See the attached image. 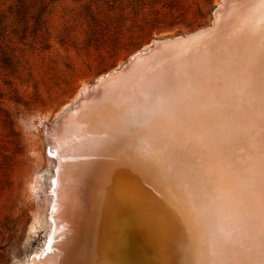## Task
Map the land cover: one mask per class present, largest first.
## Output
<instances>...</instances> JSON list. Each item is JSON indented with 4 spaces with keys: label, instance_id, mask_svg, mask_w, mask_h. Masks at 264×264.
Masks as SVG:
<instances>
[{
    "label": "rangeland",
    "instance_id": "rangeland-1",
    "mask_svg": "<svg viewBox=\"0 0 264 264\" xmlns=\"http://www.w3.org/2000/svg\"><path fill=\"white\" fill-rule=\"evenodd\" d=\"M221 2L222 0H24L19 3L13 0H0V264H30L31 259L38 255L44 248L43 245L48 242L50 229L48 224L54 209V207L52 208L51 206L53 205L50 201L51 199H49V197L51 198L49 193H51L50 183L52 181H50V179L53 178L54 173V178L57 176V166L53 173V161L48 155V144L46 141V130L48 126H53L55 124L61 111L78 99L79 93L83 88L90 87L101 76L118 69L133 56V54L150 46L154 40L182 36L209 26L213 19V10L218 4L222 5L223 3ZM243 5H241L242 9ZM238 9L240 8L238 7L232 13H235ZM242 9L238 10L237 13L242 11ZM250 9L240 12L238 14L239 16L236 15L234 19L226 21L224 23L225 25L222 24L224 27L221 26L219 29V26L218 29L209 36L210 38L212 37L211 40L207 37L209 39H205L207 44L203 48L206 50H202L203 52L201 51L202 53H200L198 58L200 60L204 59V64L209 68L212 66V71L222 66V60H228L227 62L234 64V66L231 65V67L233 66V68L237 69L235 72L237 75L234 76L232 81H237L236 83L235 81L232 82L234 84L231 85H233L234 95L237 97L241 95V91L239 87H237L238 85L236 86L237 82H240V72L242 73L245 70H247L245 71L246 73L254 72V70L258 72L260 68L262 70L264 67V0H261L256 6ZM256 11L257 13H255ZM259 13L261 14L259 15ZM251 27L256 29V33L254 32L255 29L252 31ZM243 30L248 31L249 35L245 34L247 32ZM226 31L230 32L226 34ZM219 33L220 36H218ZM250 35L252 36L250 37ZM213 38L215 40H212ZM215 43L216 45H214ZM216 47H218V49ZM245 49L251 51L249 55L247 51L245 52ZM256 50L258 57L255 53ZM260 51L263 54H261ZM210 53L211 55H208ZM232 54H235V57ZM238 54H240V56L246 54L247 57L246 55H242L244 56L243 58ZM228 55L232 56V58L230 57L229 59ZM262 56L263 58H261ZM188 60L189 59H187L186 63L182 58H176L170 62L172 65L160 69L166 71L165 73L169 75V79H163L164 76H168L166 74H161V71H159L160 75L157 74V72L154 73V76L148 75L150 73L153 74V71L145 72L144 75L142 73L143 77L141 76L140 78L138 76L141 82L137 79V82L141 85L135 82L138 85L135 83L132 84L136 89L132 88V86L131 90H137V88L145 86L147 81L144 82V80H148V76L150 77L148 82L155 79L157 82L163 80L164 83L166 82L168 84L169 82L173 84V81L179 80L178 74L181 75H179L180 79H183L182 77L187 78L192 72V65H194L192 59H190L192 63L189 61L191 64ZM246 61L251 65V71ZM252 62H255L256 66L252 67L255 65L252 64ZM189 64L191 66H188ZM262 64L263 66H261ZM173 65L174 68L170 70ZM175 65H177L178 68H176L177 66ZM242 65H244V67ZM252 68H254L253 71ZM167 70L168 72L170 70V72L168 73ZM174 70L177 71V75ZM189 71L191 72L189 73ZM262 72L264 71L262 70ZM243 73L240 75H244ZM155 74H157V77L162 76V78H155ZM145 76L146 78L144 79ZM142 79L145 84L142 83ZM166 83L162 85L165 86ZM128 84L127 82L126 85L129 88L131 85L129 86ZM139 85L141 87H139ZM218 85L215 87H218ZM127 86L121 89L127 90ZM170 86L172 87V85L169 84V87ZM120 87H118L119 89L116 88L121 90ZM159 87L160 85L157 88ZM230 88H232V86ZM159 90H162L161 87ZM205 91L204 88V92ZM118 93H121V96ZM124 94V91L116 92V94L114 92L110 97L112 99L114 95L116 98L113 97L114 100H118L121 97L122 102L120 99L118 101L120 105L116 103L117 101H109V99L107 100V97H105L107 102H105L106 100L103 102L101 101L103 106L99 105L100 102L98 106L97 104H94L95 106L93 105L95 108L86 107L80 111V115L77 114V116H72V118L75 117L74 122L77 120L75 123L87 124L88 122L86 120L88 116L93 117L94 115L101 114L105 107L106 111H104V113H107V108H109L108 112H111V114L114 110H118V113L122 112L120 113L121 116H119L118 113L117 116L116 111L114 112V117L111 121L113 123H111V125L113 126H110V129L108 128L110 131L107 130L103 135L98 136L99 138L97 137L96 140L93 141V145H86L82 142L81 145L80 142H76L75 144L70 143V146H67V148H74L75 145H78L79 148L76 147L78 149L73 151L81 152L83 156L87 155L86 157L82 156L83 162H88L86 165L82 162V165L78 164L73 167L75 170L78 168L77 175L80 177L78 178V182L82 183V187L88 184L89 181L93 182L97 180L98 182V184H96L98 185L96 189L100 188V194L97 200L99 207L102 208V210L99 209L100 212L98 215L102 221L99 218L95 220V228L99 229L97 231L98 239H102L105 226L110 223L108 222V217L111 214L110 209H112L114 205L111 201H115L116 203H114L117 205L123 200L121 197L120 200L118 199L119 197H110L111 193H109L108 190L115 177L117 166L121 164L122 161V163L125 162L123 165L126 166L127 160L125 161V159L130 158L128 156H133V154L137 153L139 156L145 155L150 152V148L153 147L154 149L156 147L153 140V136H156V133L152 136V134L149 135V132L153 130L159 131L157 127L160 128V124L157 116L160 114L159 112L165 111L162 108L154 109L153 111L148 108L153 113L157 111V114H153L147 109L146 110L149 112L146 113L144 110L138 114L135 110L129 115L130 128L125 127L120 132L118 119H122L125 116L126 110H128L131 105L129 102H134L129 98L130 93H128L129 96L126 94L123 97L122 95ZM143 94L147 97L149 96L148 93ZM116 96L120 97L118 98ZM126 96L128 100H126ZM155 99H157V96ZM157 100L159 101V98ZM113 101L114 103L112 105ZM99 106L103 109H100L101 111L98 110L100 113H96L97 111L95 109ZM82 113L83 115L86 114V117L83 116ZM69 116L66 117V119H68ZM80 117L81 119H79ZM83 118H85V121L82 120ZM179 121L183 122L184 119L180 117ZM117 122L118 124L115 125ZM114 127L116 128L113 129ZM116 129L117 133L114 132ZM176 129L178 128H172V131L174 132ZM48 130L50 129L48 128ZM223 130L225 131V128ZM223 130L215 131L211 129L209 134L203 137L201 133H195L194 137L199 145L203 143L202 140H205V145L213 149L216 153L215 155L221 161L220 163L222 164L223 171L229 174L228 180L230 183L237 179L240 180L237 186L241 188L242 196L250 197L257 189L260 176L255 172L245 173L248 172V170H244L243 167L247 168L248 166L242 164L237 165L235 163L236 161H240L244 156L243 150L234 140H224L225 133L228 132L224 133ZM66 132H69V135L72 136L74 131ZM67 133L65 136L68 135ZM106 134L107 136L111 134V136L107 137ZM146 134L151 139L150 147L139 145V142H137L135 146H132L136 138L145 136ZM104 136L107 137L105 141ZM174 138L181 137L175 135L173 136V139ZM101 143L106 145L102 144V146ZM127 145H129L130 148H128ZM86 147L87 149H85ZM133 147L137 149L132 151ZM204 151L210 152L208 148L204 149ZM92 154L93 157H89ZM132 158H130V160L134 165L135 161ZM92 159L94 161H92ZM101 160L103 163L100 164ZM234 163L237 167L235 170H232ZM93 167H95V169ZM79 168L81 169L79 170ZM83 171H86V173L89 172L92 177L96 178L92 180V177L90 178V175L85 174ZM86 175H89V180L88 178L85 179L87 177ZM263 177L264 175L262 178ZM160 185L161 182L159 181H152L148 184L144 182L141 185L143 187L142 194H146L157 206H163L164 202H157L161 199L166 200L168 203H174L169 198L170 194H167L172 187L161 189L163 194L159 191ZM80 190L81 188L78 189V191ZM85 194L89 196L87 193ZM87 199L88 197H86V201ZM107 201L111 203L108 204ZM103 202L107 205L105 204L102 206ZM173 205L174 206L170 210H165L166 208L160 209V212L164 211V214H162L163 218L165 215H170L174 211L183 222L184 220L190 223L192 221L193 225L198 230L201 218L198 216L197 209L187 202L182 205L176 203ZM103 207L110 209L107 211V209ZM102 214L105 215L103 216ZM80 215L81 214L78 213L75 218H70L69 221H71L72 224L74 222L76 223L72 226L71 222H69V225H71L70 227L67 225V227H69L68 229L71 228V230L69 231L66 227L67 232L64 231V233H66V235L64 234V247L62 246L61 252H59L60 249L57 250L58 256L56 252L53 253L57 258H55L57 264H62V260H66V257L68 259L72 253L71 248H75L74 245H76L75 242H77L78 239L76 240L74 238H78V236L72 232V229H75L74 226L77 227L79 225L78 220L82 217ZM99 221L102 223L100 224ZM75 224H77V226ZM151 226L152 224L149 223V220H142V229H144V232L139 236L138 240H136L137 246H134L136 249L135 252H138L137 254H142L143 251L145 252L147 250V256L149 258H153L154 256V252L149 250L151 246L150 238L146 235ZM103 227L104 229H102ZM76 229L78 230V228ZM262 229H264V227H262ZM77 232L78 231H76V234H78ZM198 234L199 237L202 238V232ZM227 243L231 245L229 241H227ZM225 244L223 243V245ZM97 248L98 246H95L94 250ZM121 251L123 252L119 253L117 256L119 263L116 264L124 263L123 260L128 250L126 251V249L121 248ZM62 253L66 254L63 255ZM161 253H164L162 257L167 261L170 248L167 247V245L164 246ZM93 254L90 256V253L86 261L89 262V259L95 257ZM59 258L61 260H59Z\"/></svg>",
    "mask_w": 264,
    "mask_h": 264
},
{
    "label": "bare ground",
    "instance_id": "bare-ground-1",
    "mask_svg": "<svg viewBox=\"0 0 264 264\" xmlns=\"http://www.w3.org/2000/svg\"><path fill=\"white\" fill-rule=\"evenodd\" d=\"M260 1L261 0H240L239 2L229 4L225 9L222 8L223 4H218V9L214 12L216 26L209 34L190 42H179V40L176 39L172 43L161 44L145 56L136 60L127 69L117 72L114 76H101L96 83H99L101 79H105V76L108 78L100 83L99 86H95L91 91H89L88 88H83L79 93L78 99L61 111L55 124L53 126H48L50 130H48V128L46 130L48 155L53 161V173L57 166V176L54 178V173L53 178L50 179V181H52L50 183L51 193H49L51 198L49 197V199H51L50 201L53 204L51 206L52 208L54 207V209L48 224L50 227V229L48 227V242L47 244L45 243L46 245H43L44 248L42 251L31 259L30 264H57V258L53 253L56 252L57 255V250L59 249V252H61L64 236L66 235L64 231L67 232L66 230L72 224V222L69 221L70 218H75L78 213L82 216L81 219L78 220L79 225L77 226V224H75L77 227L74 226L75 229L78 228V230L76 229L78 234H76L75 229H72V232L78 236V238L74 239L78 240L75 242V248H71L72 253L70 252V257L68 259L66 257V260H62V264H116L119 263L117 256L119 253L123 252L121 248L126 249V251L128 250L127 252L125 251L128 255L126 254L123 260L124 263L122 262L123 264H264V229H262V227H264V177L262 178L264 175V72H262V70L264 71V67L262 70L260 68L259 71L257 69L258 72L254 70V72L246 73L245 71L247 70H245L243 71L244 73L242 72L244 74L242 76L240 72V82H237L236 86L238 85L237 87H239L241 95L237 94L240 95V97H237L234 95L233 85H231L234 84L232 82L235 80H232L234 76L237 75L235 73L237 69L233 68L234 64H230V62H227L228 60L225 61L221 59L222 66L212 71V66L209 68L204 64V59H198L200 53L203 52L202 50H206L203 49L207 44L206 40L210 38L209 36H211L219 26L220 29L222 24L226 21L234 19L240 12L256 6ZM241 5H243L244 10L241 8ZM238 7L242 9V11L237 13V11L240 10L238 9L235 13H232ZM255 13H257V11ZM260 14L261 13H259V15ZM248 23L250 25L249 21ZM253 27H251L252 31L255 29ZM228 32L230 31H226V34H228ZM246 32L245 34L249 35L248 31ZM254 32L256 33V29ZM252 35H250V37ZM218 36H220V33ZM214 38L212 40H215ZM208 45L210 47L209 43ZM214 45H216V43ZM148 48L149 46L142 49V51ZM216 48L218 49V47ZM248 50L245 49V52L247 51L249 55L251 51ZM255 53L258 57L257 50ZM208 55H211V53ZM238 55L240 56V54ZM242 55L245 56L246 54ZM242 55L240 57L244 58ZM233 56L235 57V54ZM230 57L232 58V56H229V59ZM176 58H182L185 62L187 59H189L188 62L190 59L193 60L194 65H192V72L189 71V73L191 72L189 74L190 76L180 79L181 75L178 74L179 80L173 81V84L165 79L172 87H169V84L166 82L165 86L162 85L165 84L163 80L157 82L153 77L154 80L149 81L150 83L148 82L149 76H154V73L157 72V74L160 75L159 71L162 72L161 74L167 75V73H165L166 71L160 69L172 65L170 62ZM261 58H263V56ZM190 64L188 66H191ZM252 64H255V62H252ZM231 65L233 66L231 67ZM244 65L242 66L244 67ZM249 66L250 68H248L251 71V65L249 64ZM254 66H256V64L252 67ZM261 66H263V64ZM173 68L174 65L170 70ZM176 68H178V66ZM253 69L254 68H252V71ZM148 71H153V74L150 73L148 74L149 76L146 75L148 76V80L145 79L146 76L144 77V82L147 81L148 84L146 83L145 86L141 87L137 79L139 77L141 78V76L143 77L145 72ZM174 72L176 73L177 71L174 70ZM157 74H155V78L161 79L162 76L157 77ZM167 76L168 77L164 76L163 79H169V75ZM138 81L141 82V79H138ZM127 82L129 86L131 85L129 88L126 85ZM135 82L140 84L139 87L142 88V91L141 88L135 90L136 87L132 85ZM144 82L142 79V83ZM159 85L162 90H159L160 87L157 88ZM216 85H218V87H215ZM126 86L128 92L126 89V91L121 89ZM231 86L232 88H230ZM116 87H120L121 90H118L119 88L117 89ZM131 87L135 89L131 90ZM204 88L206 90L205 92ZM119 91L125 92V94L122 95L123 97L130 93V96H128L134 101L132 103L129 102L131 105L128 103L130 108L127 107L128 110L125 109L127 111L125 112V116L122 115L124 116L122 119L118 117L120 119H118L119 124L117 122L115 125L118 124V126H120V132L125 127L130 128L129 115L135 110L138 114L144 110L147 113L149 112L147 110L150 109L153 111L154 109L162 108L165 111L159 112L160 114L157 116L160 124V128L157 127L159 131L153 130L149 132V135L152 134V136L156 133V136H153L156 147L154 149L153 147L150 148V152L145 155L139 156L137 153L133 154V156H128L130 158L135 157L132 158L135 161L134 165L131 163L132 161L130 158H127L125 159V161L127 160L126 166L123 165L125 163H122L123 161H120L121 164L117 166L115 177L110 184V188L108 187V190L109 193H111L110 197H119V200L121 197L123 200L117 205L115 201H111L114 205L112 209L109 208L111 214L108 217V222L110 223L105 226V229L104 227L102 228L104 229V235H102V239H98L97 231L99 229L95 228V220L99 218V209L102 210L97 200L100 194V188L96 189V186H98L96 185L98 184L97 180L93 182L89 181L84 187H82V183L78 182V178H80L77 175L78 168L75 170L73 167L78 164L82 165L85 155L83 156V153L73 151L79 148L78 145H75L74 148H67V146H70V143L75 144L76 142L90 145L98 136L103 135L109 130L111 128L110 126H113L111 125V121L116 110L111 114V112H108L109 108H107V113H104L106 107L104 108L105 110L100 106L96 108V113H100L102 109L103 112L99 115L91 116L92 118L88 116L86 120L88 122L87 124L83 123L85 118L82 119L84 120L81 122L83 124H77L78 122L75 123L77 120L74 122L75 117L72 118V116H77V114L80 115V111L86 107L92 108L96 104L98 106L101 101L103 102L106 100L105 97H107L109 101L114 100V95L112 99L110 97L114 92L116 94V92ZM143 93H148L149 96L147 97ZM118 94L121 96V93ZM156 96L157 99L159 98V101L155 99ZM119 99L121 100V97ZM119 99L114 101H117L116 103L119 104ZM107 100L105 102H107ZM126 100H128V97ZM102 102L99 105H102ZM98 110L100 111L98 112ZM151 110L150 112L153 113ZM117 113L118 110L116 111V115ZM120 113H118L119 116H121ZM153 114H157V111H154ZM68 116L69 118L66 119ZM180 117L184 119L183 122L179 121ZM64 119L66 120L63 121ZM79 119H81V117ZM172 128H178L174 131L176 133L172 131ZM224 128L225 131L223 130ZM117 129L114 130V132H116ZM211 129L215 131L223 130L224 133L228 132L225 133L224 140H234L243 150L244 156L240 161H236L235 163L237 165L242 164L248 166L247 168L243 167L244 170H248V172L245 173L255 172L260 176L257 189L252 196H242L241 188L237 186L240 180L237 179L230 183L228 180L229 174L223 171L222 164L220 163L221 161L215 155L216 153L214 150L205 145V140H202L203 143L200 145L196 142L194 137L195 133H201L203 137L209 134ZM66 131L74 132L73 135L70 133L72 135L70 136L69 132L67 133ZM65 132L68 134V137L65 136ZM175 135L181 138L173 139ZM109 136H111V134ZM107 137H105L104 141ZM150 140V137L146 134L145 136L136 138L132 146H135L137 142H139V145L150 147ZM102 144L104 143H101V145ZM127 147L130 148L129 145H127ZM207 148L210 152L204 151V149ZM85 149H87V147ZM136 149L137 148L133 147L132 151ZM91 156L93 157V154L89 157ZM92 161L94 160L92 159ZM101 161L100 164L103 163V161ZM235 163L232 170H235L237 167ZM81 168H79V170ZM93 168L95 169V167ZM83 172L90 175L89 172ZM88 176L85 179H87ZM89 177L91 178L92 175ZM93 178L96 177H92V180ZM152 181L161 182L159 187L160 193H163L161 189L172 187V191L170 190L167 194H170L169 198L174 203L182 205L187 202L197 209L198 216L201 218L198 230L193 225L192 221L191 223L185 220L183 222L174 211L172 214L165 215L163 218L162 214H164V211L160 212V209L166 208L165 210H170L174 206V203H168L166 200L161 199L157 202H164L163 206H157L146 194H142L143 187L141 185L144 182L148 184ZM79 188H81V192L78 191ZM86 197H88L87 201ZM105 204L103 202L102 206ZM104 209H107V211L109 210L108 208ZM102 215L104 216L105 214ZM99 219L101 220V218ZM102 219L105 220L104 218ZM141 219H147V221L149 220V223L152 224L146 235L150 238L151 246L149 250L154 252L153 258L147 256V250L145 252L143 251L142 254L139 253L140 255L137 254L138 252H135L136 249L134 246H137L136 240H138L139 236L144 232ZM69 222H71L70 225ZM67 225H69V227H67ZM68 230L70 231L71 228ZM200 232L203 234L202 238L199 237L198 233ZM227 241H229L231 245H228ZM223 243L225 245H223ZM166 245L170 248L167 261L162 257L164 253H161V250L163 251V247ZM95 246H98V248L94 250ZM90 253V256L94 253L93 255H95V257L89 259L88 262L86 260ZM59 260L61 259L59 258Z\"/></svg>",
    "mask_w": 264,
    "mask_h": 264
},
{
    "label": "water",
    "instance_id": "water-1",
    "mask_svg": "<svg viewBox=\"0 0 264 264\" xmlns=\"http://www.w3.org/2000/svg\"><path fill=\"white\" fill-rule=\"evenodd\" d=\"M240 0H222L221 3H223L222 8H226L229 4L234 3V2H239ZM220 3V4H221ZM217 6L214 8L213 10V19L212 22L209 24V26L198 29L194 32H191L189 34H185L182 36H177L174 38H166V39H161V40H154L151 45L149 46L148 49L144 50V51H139V53H135L133 56H131L124 64H122L118 69H115L109 73L106 74V76L108 75L110 76H114L117 72L119 71H123L125 69H127L132 63H134L136 60H138L139 58L145 56L146 54H148L151 50L155 49L156 47L160 46L163 43H172L174 42V40L178 39L179 42L180 41H185V42H190L194 39L203 37L207 34H209L214 27L216 26V21L214 20V12H216L217 10ZM105 76V79L108 78ZM105 79H101L100 82L98 83H94L93 85H91L90 87H88V90L91 91L95 86H99L100 83H102Z\"/></svg>",
    "mask_w": 264,
    "mask_h": 264
},
{
    "label": "trees",
    "instance_id": "trees-1",
    "mask_svg": "<svg viewBox=\"0 0 264 264\" xmlns=\"http://www.w3.org/2000/svg\"><path fill=\"white\" fill-rule=\"evenodd\" d=\"M13 1H16V2L21 3V2L24 1V0H13ZM0 17H1V16H0Z\"/></svg>",
    "mask_w": 264,
    "mask_h": 264
}]
</instances>
